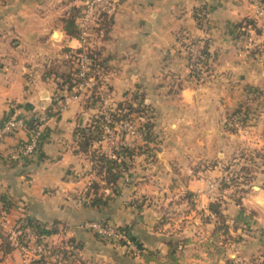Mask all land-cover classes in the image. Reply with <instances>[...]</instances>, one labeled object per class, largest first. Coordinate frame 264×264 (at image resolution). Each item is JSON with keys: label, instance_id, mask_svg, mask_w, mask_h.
<instances>
[{"label": "crops", "instance_id": "1", "mask_svg": "<svg viewBox=\"0 0 264 264\" xmlns=\"http://www.w3.org/2000/svg\"><path fill=\"white\" fill-rule=\"evenodd\" d=\"M72 1L0 0V125L10 118H47L31 154L13 155L28 139L26 129L0 143V264H24L6 235L19 218L40 226L42 264H176L167 262L170 222L162 218L173 199L171 179L178 176L172 159L180 151L181 189L207 200L202 170L190 164L209 160L221 129L219 106L234 103L259 67L239 49L236 27L253 15L254 0H121L94 35L96 84L77 98L66 84L59 86L80 44L64 29L63 18L78 5ZM197 7L208 11L206 31L193 16ZM202 36L209 38L210 67L197 80L183 43ZM119 102L145 107L132 116L141 127L145 117L150 120L147 146L105 191L96 153L81 149L73 131ZM93 180L100 184L96 195L107 197L103 205L78 199ZM86 219L127 225L136 249L100 239L80 225ZM185 245L178 262L201 264Z\"/></svg>", "mask_w": 264, "mask_h": 264}, {"label": "rangeland", "instance_id": "2", "mask_svg": "<svg viewBox=\"0 0 264 264\" xmlns=\"http://www.w3.org/2000/svg\"><path fill=\"white\" fill-rule=\"evenodd\" d=\"M84 1H76L80 6L76 25L77 18L85 8ZM120 1H117L113 12ZM72 2L75 3L74 0ZM254 5L255 11L250 17L254 24L240 28L243 33L239 35L242 40L239 49L258 63V69L255 68L252 73L255 77L244 82L245 90L234 103L219 106L223 114L221 129L215 139L216 150L208 149L213 152L209 160L190 164L191 169L202 170L200 177L205 183L207 200L201 201L198 191L181 189L180 151L172 159L173 170L178 176L171 179L170 193H173V199L165 206L162 218L167 217L170 222L167 225V243L169 251L176 256V264H181L178 259H181L185 244H188L185 245L186 251L190 252L188 255L200 258L201 264H264V0H254ZM101 21L99 17V25H89L86 40L79 41V46L70 52L73 69H76L75 57L80 46L88 45L87 50L95 59L96 71L98 61L94 35ZM76 29L79 31L77 26ZM208 40L204 36L196 38L198 49L205 42L208 45ZM207 45L200 69L196 73L189 69L197 80L205 72L208 73L210 67ZM241 78L243 76L237 78L236 82H240ZM143 121V129L147 130L145 124L150 120L145 117ZM213 170H216V174L212 173ZM189 174L184 173L182 177ZM207 179H215L217 186L210 188ZM210 203H214L216 212L209 208ZM191 248L193 252L189 251Z\"/></svg>", "mask_w": 264, "mask_h": 264}, {"label": "built area", "instance_id": "3", "mask_svg": "<svg viewBox=\"0 0 264 264\" xmlns=\"http://www.w3.org/2000/svg\"><path fill=\"white\" fill-rule=\"evenodd\" d=\"M118 0H85V8L81 15L77 18L79 29V41H85L89 25H99V17L102 15H111L116 7ZM196 20V19H195ZM197 26L206 31L209 28L208 11L202 13ZM195 40L184 39V49L188 53V67L195 72L200 69L202 64V52L198 49ZM80 51L76 54V69L80 80L74 85L73 92L70 97L77 98L83 91L92 88L96 84L95 75V59L87 50L88 45L80 46ZM67 101V98L64 100ZM105 118L110 121L107 111L104 110ZM46 115L33 117L32 120L26 121L22 118H10L0 125V143L7 135L18 131L19 129H26L28 131V139H26L23 146L13 155H29L36 149L39 139L43 136L46 125ZM145 129L137 124L133 116L130 119L119 121L113 120L110 125L108 122L103 124V134L98 143V147L107 156L120 160L122 156L117 155L115 150L122 147L135 148L145 145L147 139L144 137ZM220 165V164H219ZM210 188H215L217 185L215 179H207ZM92 182H89L83 191L78 194L80 201L90 202L92 196ZM108 187H105L107 191ZM89 192V195L87 194ZM27 219V218H26ZM82 227L91 230L97 237L104 241L115 242L122 244L129 251H134L136 245L132 235L120 224L110 219H86L80 224ZM6 235L9 243L19 250L21 259L24 264H42L34 262L43 255L44 243L41 235L35 225L28 222L15 221L6 229Z\"/></svg>", "mask_w": 264, "mask_h": 264}, {"label": "trees", "instance_id": "4", "mask_svg": "<svg viewBox=\"0 0 264 264\" xmlns=\"http://www.w3.org/2000/svg\"><path fill=\"white\" fill-rule=\"evenodd\" d=\"M75 6L76 5H73V7H71L69 15L67 17H64L63 21H64L65 31L68 34L74 35L77 37L78 30L76 29V17L79 13L80 6L79 5H77L76 7ZM205 10L207 9H205L204 7H197L194 9L193 16L197 22L200 20L202 13ZM103 16L104 17H102L101 24L103 23V25H105L111 20V16L107 14H104ZM252 23L254 24V21H252L250 17H245L241 21H239L236 25L237 30L239 31L238 34L241 35L243 33L242 30L240 31V28L242 26L247 25V24H252ZM206 45L207 43L205 42V44L201 48V52L203 54L206 51ZM59 76L61 77L59 86H63L66 84L67 89L70 91L69 94L74 93L73 87L80 80V77L77 75V69H72L68 72L60 74ZM106 111H107L108 116L111 118L110 121L106 120L104 110L102 111V109H100L98 113L91 115L90 120L88 122H86L83 125H77L74 128L73 132L78 138V143L81 149H84V150L90 149L96 153L97 163L95 164H96L97 172L101 174V179L104 183V187H108L112 190L113 184L118 177L119 170H121L122 168H126V164H127L126 162L129 160V158L141 152L142 149H145L144 146L146 144L135 147V148L122 147L119 150H115L117 155L122 156L120 160L107 156L103 151L100 150L99 147L94 148L93 144L94 142H97L101 139L102 134H103V124L104 123L108 122L111 125L113 120L123 121V120L130 119L132 117L133 112L142 113L144 109L142 107L140 108L132 107L128 104L119 102L114 107H108ZM144 137L145 139H148V134L145 133ZM99 185L100 184L98 181L96 180L92 181L91 188L93 190L92 192H94V195L92 193V196L90 197L91 199L90 203L96 206L103 205L107 202V197H101L99 195H96V191ZM87 194L89 195V192H87ZM209 208L213 212H216V210L214 209V203H210ZM16 221H19V222L23 221V223L28 222V223H31L32 225H35L40 235H42V230L36 222L30 219H26V218H19ZM122 226L127 230L128 233H130V230L127 225H122ZM43 256L44 255H42L38 259H35L34 262L43 263L44 261ZM167 257H168V261H167L168 263H176L175 262L176 256L171 250L168 252Z\"/></svg>", "mask_w": 264, "mask_h": 264}]
</instances>
